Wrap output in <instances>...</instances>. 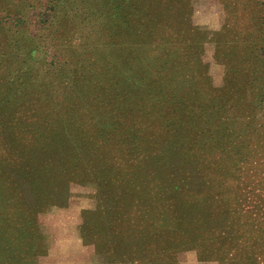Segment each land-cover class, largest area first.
Listing matches in <instances>:
<instances>
[{
    "label": "rangeland",
    "instance_id": "1",
    "mask_svg": "<svg viewBox=\"0 0 264 264\" xmlns=\"http://www.w3.org/2000/svg\"><path fill=\"white\" fill-rule=\"evenodd\" d=\"M69 1L0 0V10L11 16L0 15V27L17 30L16 16L37 38L43 31L33 26L50 11L49 3L59 10ZM167 2L166 9L173 4L177 14L174 21L169 16L168 26L180 24L185 42L192 41L195 74H188L184 63L163 62L157 77L161 62L146 61L147 34H141L140 61L131 63L127 78L142 70L148 74L126 86L136 105L99 111L93 117L103 128L98 146L87 128L81 155L66 148L51 160L50 203L45 195L34 205L23 185V195L38 213L29 210L31 233L14 238L9 221V232L0 234L5 260L264 264V0ZM80 13L65 15L68 22L55 37L63 47L54 50L76 66L73 47H79L80 33L87 36L83 75L94 83L93 73L106 75L110 58L122 52L106 53L100 27L90 29L92 16L83 8ZM84 15L90 23L81 30L74 24ZM111 74L107 77L116 83L114 70Z\"/></svg>",
    "mask_w": 264,
    "mask_h": 264
},
{
    "label": "trees",
    "instance_id": "2",
    "mask_svg": "<svg viewBox=\"0 0 264 264\" xmlns=\"http://www.w3.org/2000/svg\"><path fill=\"white\" fill-rule=\"evenodd\" d=\"M167 5V0H70L57 10V4L50 2V11L45 18H41V23L36 22L33 26L37 32H40L39 27L43 31L37 38L26 30L27 27L16 16L12 18L18 19L16 22L20 26L17 30L0 27V234L9 232V221L12 225L10 238L31 233L30 214L38 212L31 208L23 195V185L29 188V197L34 205L41 203L45 195L50 203L53 193L47 182L51 160L60 151L65 152L66 148L81 155L88 138L87 128L92 129L94 138L91 142L98 146L103 128L98 118L93 117L99 111L123 105L122 108L127 109L136 105V100L129 98L126 86L144 79L148 74L142 70L140 76L127 78L131 63L140 61L136 53L143 46L141 34H147L146 45L150 56L146 61L161 62L157 77L163 62L173 63L176 67L184 63L188 67L187 73L195 74L191 63L195 60L192 41L189 39L185 42V30L183 27L179 29L180 24L168 26L169 16L174 21L173 17H177V14L174 13L173 4L166 9ZM81 8L93 18L90 29L100 27L104 51L108 54L122 52L114 61L110 58L106 75L93 73L96 76L94 83L83 75L82 49L88 45L87 36L84 38L80 33L79 47L77 44L73 47L81 65H73L54 50L63 47V44H59L62 40L55 37L60 35L62 25L68 22L65 15L73 12L82 16ZM0 15L4 19L10 16L1 10ZM144 18L147 19L146 24H143ZM181 18L184 19L185 15H181ZM89 23L84 15L82 20L75 21L74 26L84 30ZM120 38L123 41L118 42ZM39 41L41 44H38ZM51 48L52 55L49 53ZM182 48L187 52L181 51ZM36 53L39 55L37 60ZM113 70L117 75L116 83L107 77L112 75ZM45 78L51 82V86L46 84ZM57 79H61V82L58 83ZM48 87H52L49 92L45 90ZM90 90L93 94H90ZM100 94L104 95L98 99ZM98 100L99 104H96ZM153 106L155 108L156 104H150L151 110ZM124 123L127 130L132 129L127 120ZM24 221L26 223L21 225L20 222ZM16 229L19 231H14ZM5 259V252L0 250V264H15L12 258Z\"/></svg>",
    "mask_w": 264,
    "mask_h": 264
}]
</instances>
